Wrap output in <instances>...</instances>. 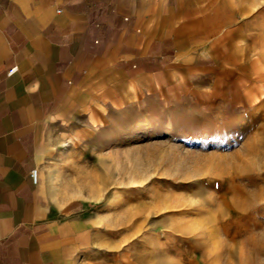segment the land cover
<instances>
[{
  "label": "crops",
  "instance_id": "obj_1",
  "mask_svg": "<svg viewBox=\"0 0 264 264\" xmlns=\"http://www.w3.org/2000/svg\"><path fill=\"white\" fill-rule=\"evenodd\" d=\"M241 9L235 0H0V264H96L94 217L49 187L56 140L235 65L227 52Z\"/></svg>",
  "mask_w": 264,
  "mask_h": 264
},
{
  "label": "rangeland",
  "instance_id": "obj_2",
  "mask_svg": "<svg viewBox=\"0 0 264 264\" xmlns=\"http://www.w3.org/2000/svg\"><path fill=\"white\" fill-rule=\"evenodd\" d=\"M235 3V65L56 140L49 187L94 217L96 264H264V0Z\"/></svg>",
  "mask_w": 264,
  "mask_h": 264
},
{
  "label": "built area",
  "instance_id": "obj_3",
  "mask_svg": "<svg viewBox=\"0 0 264 264\" xmlns=\"http://www.w3.org/2000/svg\"><path fill=\"white\" fill-rule=\"evenodd\" d=\"M15 69H16V67L11 68V69L9 70V74L13 73V72L15 71ZM31 175H32V178H33L34 180H36V179H37V175H38V171H37V169H33V170L31 171Z\"/></svg>",
  "mask_w": 264,
  "mask_h": 264
}]
</instances>
